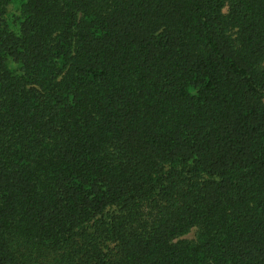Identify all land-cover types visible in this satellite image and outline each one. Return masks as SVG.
Wrapping results in <instances>:
<instances>
[{"label": "trees", "instance_id": "16d2710c", "mask_svg": "<svg viewBox=\"0 0 264 264\" xmlns=\"http://www.w3.org/2000/svg\"><path fill=\"white\" fill-rule=\"evenodd\" d=\"M0 264H264V0H0Z\"/></svg>", "mask_w": 264, "mask_h": 264}, {"label": "rangeland", "instance_id": "374dc122", "mask_svg": "<svg viewBox=\"0 0 264 264\" xmlns=\"http://www.w3.org/2000/svg\"><path fill=\"white\" fill-rule=\"evenodd\" d=\"M194 237V233H191L189 236H188V238H193Z\"/></svg>", "mask_w": 264, "mask_h": 264}]
</instances>
